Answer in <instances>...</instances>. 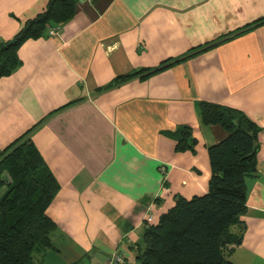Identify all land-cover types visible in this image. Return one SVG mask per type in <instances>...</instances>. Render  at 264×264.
<instances>
[{"label": "crops", "instance_id": "crops-1", "mask_svg": "<svg viewBox=\"0 0 264 264\" xmlns=\"http://www.w3.org/2000/svg\"><path fill=\"white\" fill-rule=\"evenodd\" d=\"M47 2L0 0V44ZM263 18L264 0H80L58 35L20 46L21 64L0 78V153L32 129L60 184L47 211L54 248L37 264H106L114 253L135 262L176 196L206 193L208 146L227 131L203 123L202 101L238 108L261 128L248 209L231 227L243 240L229 259L264 264ZM185 126L195 147L178 151Z\"/></svg>", "mask_w": 264, "mask_h": 264}, {"label": "trees", "instance_id": "trees-1", "mask_svg": "<svg viewBox=\"0 0 264 264\" xmlns=\"http://www.w3.org/2000/svg\"><path fill=\"white\" fill-rule=\"evenodd\" d=\"M79 1L48 0L44 11L27 19L11 40L1 43L0 78L21 64L19 48L25 41L71 20ZM229 35L195 52L215 47ZM139 73L119 76L116 81ZM200 114L205 125L218 124L227 131L222 140L208 146V191L192 198L176 196L175 205L146 229L137 260L120 264H235L229 254L231 247L242 243L243 234L232 233L231 227L242 223L248 209L246 179L257 172L261 128L243 111L228 105L202 101ZM31 130L0 153V264H37V255L54 248L52 233L58 225L47 211L60 184ZM191 135L190 128L180 129L178 151L194 150L196 140Z\"/></svg>", "mask_w": 264, "mask_h": 264}, {"label": "built area", "instance_id": "built-area-1", "mask_svg": "<svg viewBox=\"0 0 264 264\" xmlns=\"http://www.w3.org/2000/svg\"><path fill=\"white\" fill-rule=\"evenodd\" d=\"M60 32V27H50L49 29V34L52 36H56L58 35ZM147 220H151L152 219V214H147L146 215ZM122 263V257L120 256V254L118 253H114L111 258L106 262V264H120Z\"/></svg>", "mask_w": 264, "mask_h": 264}]
</instances>
